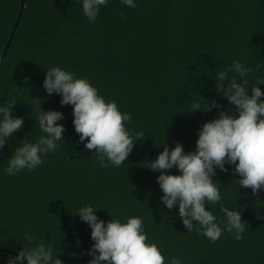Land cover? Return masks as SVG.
I'll list each match as a JSON object with an SVG mask.
<instances>
[{
	"label": "trees",
	"instance_id": "trees-1",
	"mask_svg": "<svg viewBox=\"0 0 264 264\" xmlns=\"http://www.w3.org/2000/svg\"><path fill=\"white\" fill-rule=\"evenodd\" d=\"M233 59L252 69L247 88L264 77V0H135V7L108 0L92 23L80 0H0V103L14 100L12 114L24 119L0 150V264L9 253L38 242L52 245L64 264H87L91 230L75 214L84 203L107 207L96 210L105 221L141 216L149 240L162 246L166 259L264 264V190L255 195L251 188L237 191L239 176L231 166L217 169L213 180L221 184L222 203L241 211L246 230L240 240L225 231L213 242L195 228L187 232L178 206L169 210L158 202L159 172L147 168L164 140L169 148L179 141L185 151L193 150L203 122L225 108L237 114L214 82L216 72ZM51 66L88 77L106 101L115 100L131 114L124 122L130 132L144 133L119 167H101L94 149L78 140L71 105L61 106L59 94L44 91L45 70ZM258 87L264 92V84ZM204 98L223 107L187 110L194 101L205 104ZM39 99L43 110L65 114L57 121L66 129L64 143L35 169L6 174L7 158L19 141L41 134L35 123ZM165 171L176 173L175 168ZM220 203L206 208L223 221ZM26 232L36 239L25 240Z\"/></svg>",
	"mask_w": 264,
	"mask_h": 264
},
{
	"label": "clouds",
	"instance_id": "clouds-1",
	"mask_svg": "<svg viewBox=\"0 0 264 264\" xmlns=\"http://www.w3.org/2000/svg\"><path fill=\"white\" fill-rule=\"evenodd\" d=\"M80 3L84 16L92 23L100 7L108 0H80ZM122 3L135 7V0H122ZM251 71L243 60L233 59L230 65L215 75L217 92H222L223 97L235 105L237 114H233L231 108H225L217 117L203 122L197 129L193 150L185 151L179 141L169 148L164 140L159 144L163 145V150L147 162V168L159 172L156 181L162 194L158 202L169 210L178 206V216L187 232L195 228L198 234L213 242L225 231L232 234L235 240H240L246 230L241 211L222 203L221 184L213 180L217 169L227 171L226 165L231 166V171L239 176L235 180L237 191L238 188H251L255 195L264 190V99H261L264 92L258 87L264 84V77H258L257 83L247 88ZM229 72L232 75H228ZM238 79L243 82L239 83ZM225 80L227 84L223 83ZM42 87L48 95L59 94L61 106L71 105L72 124L79 134L78 140L83 142L85 149H94L101 167H119L132 151L134 143L144 135L139 131L130 132L124 122L131 121V114L122 112L115 100L106 101L86 76L78 77L60 66H51L45 70ZM205 101L203 105L194 101L187 110L208 111L223 107L216 99ZM16 103L14 100L0 103V150L7 140L14 139L13 133L24 124L23 117L12 114ZM40 105L39 99L35 123L38 122L41 134L34 140L24 138L19 141L7 158V166L3 169L6 174L35 169L46 154L59 150L64 143L62 133L66 129L57 121L64 120L65 114L56 109L43 110ZM173 168L176 173L165 171ZM217 202H221L223 221H218L212 210L206 208V205ZM97 209L107 207L84 203L75 211L91 230L93 243L85 250L90 257L87 264H183L174 255L166 259L162 246L149 240L141 216L132 215L124 220L111 216L105 221L98 218ZM24 239L31 242L36 237L26 232ZM76 243L79 244V238ZM25 262L64 264L58 254L54 255L53 246L44 242L26 250L21 247L16 255L9 253L5 260V264Z\"/></svg>",
	"mask_w": 264,
	"mask_h": 264
},
{
	"label": "water",
	"instance_id": "water-1",
	"mask_svg": "<svg viewBox=\"0 0 264 264\" xmlns=\"http://www.w3.org/2000/svg\"><path fill=\"white\" fill-rule=\"evenodd\" d=\"M22 6H23V3L21 2V4H20V9H19V11H18V15H17V19L20 17V14H21V10H22ZM17 21V20H16ZM15 25H16V22H15V24H14V27H15ZM13 27V28H14ZM12 32H13V30H12ZM12 34V33H11Z\"/></svg>",
	"mask_w": 264,
	"mask_h": 264
}]
</instances>
